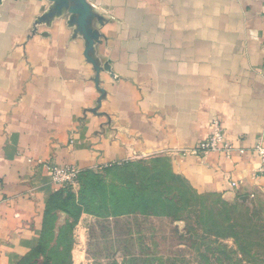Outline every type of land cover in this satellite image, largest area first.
Returning a JSON list of instances; mask_svg holds the SVG:
<instances>
[{
  "label": "crops",
  "instance_id": "0c3cea01",
  "mask_svg": "<svg viewBox=\"0 0 264 264\" xmlns=\"http://www.w3.org/2000/svg\"><path fill=\"white\" fill-rule=\"evenodd\" d=\"M87 1L104 94L72 15L43 19L49 0H0V264L39 242L60 188L50 166L163 156L199 193L264 196V0ZM215 119L231 151L194 153ZM154 218L83 213L73 264L109 230Z\"/></svg>",
  "mask_w": 264,
  "mask_h": 264
},
{
  "label": "trees",
  "instance_id": "16d2710c",
  "mask_svg": "<svg viewBox=\"0 0 264 264\" xmlns=\"http://www.w3.org/2000/svg\"><path fill=\"white\" fill-rule=\"evenodd\" d=\"M154 158L108 166L117 179L109 186L93 169L81 170L78 193L65 187L52 194L40 240L18 264H73L75 228L83 213L185 220L205 264H264L262 201L245 202L241 196L229 201L218 193H199L173 172L170 163L169 168L161 167L157 162L162 160ZM182 212L189 214L182 217Z\"/></svg>",
  "mask_w": 264,
  "mask_h": 264
},
{
  "label": "rangeland",
  "instance_id": "374dc122",
  "mask_svg": "<svg viewBox=\"0 0 264 264\" xmlns=\"http://www.w3.org/2000/svg\"><path fill=\"white\" fill-rule=\"evenodd\" d=\"M159 159L162 160L157 162L159 166L168 164L166 167L169 168L170 162L166 157L156 156L152 161ZM93 171L99 173L108 186L117 183L116 177L108 167ZM80 185L78 178L76 185L67 188L78 193ZM254 199L262 201L264 205V196ZM254 199L241 200L250 202ZM61 214L60 221H63L65 215L63 217ZM188 214L180 213L182 217ZM109 231L111 233L102 237L103 241L92 240L88 246L87 259L80 264H205L200 255L201 250L199 251V246L194 243L195 238L189 232L185 220L156 217L154 220L141 221L139 225L126 224L119 231V237L117 231ZM229 243L232 244V241Z\"/></svg>",
  "mask_w": 264,
  "mask_h": 264
},
{
  "label": "built area",
  "instance_id": "2783aa9c",
  "mask_svg": "<svg viewBox=\"0 0 264 264\" xmlns=\"http://www.w3.org/2000/svg\"><path fill=\"white\" fill-rule=\"evenodd\" d=\"M225 131L221 122L217 119L213 120L211 123V131L202 139L198 145L192 149L194 153H206L209 151H224L230 152L231 146L228 145L225 138ZM257 150L264 158V147L258 146ZM264 161V159H263ZM263 167L260 168L262 170ZM49 170L51 172L52 182L60 188H67L77 184V179L80 174V170L73 166H50ZM235 185L236 183L233 182Z\"/></svg>",
  "mask_w": 264,
  "mask_h": 264
},
{
  "label": "water",
  "instance_id": "95a60500",
  "mask_svg": "<svg viewBox=\"0 0 264 264\" xmlns=\"http://www.w3.org/2000/svg\"><path fill=\"white\" fill-rule=\"evenodd\" d=\"M54 3L53 8L47 13L43 19H48L56 14H61L66 11L72 15V20L78 25V31L84 35L87 41L85 49L86 58L93 63L98 75L96 77V83L99 91L104 94V89L99 87V72L100 67L96 60L91 55L95 41L98 39V33L94 31L90 25L95 16L93 8L87 0H49ZM244 199V198H243Z\"/></svg>",
  "mask_w": 264,
  "mask_h": 264
}]
</instances>
